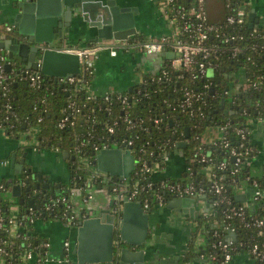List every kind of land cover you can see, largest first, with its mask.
Here are the masks:
<instances>
[{
	"label": "trees",
	"instance_id": "obj_1",
	"mask_svg": "<svg viewBox=\"0 0 264 264\" xmlns=\"http://www.w3.org/2000/svg\"><path fill=\"white\" fill-rule=\"evenodd\" d=\"M192 0H176L175 6L179 4L188 5ZM241 0H232L231 5L237 7L240 5ZM230 10L228 9L227 13ZM171 18V14L167 17ZM246 31L237 29L239 33L245 35V39L240 42L241 46L246 48L241 49L235 56L230 55V47L238 41H231L228 43H222L220 37L210 36L208 41L212 44H217L219 50L214 57L217 67L212 72L210 77H202L192 79L190 74L184 70L176 71L170 67V60L161 56L162 69H165L168 73L166 78L157 81L156 78L161 75V70L156 74L147 78L143 84H141L135 91L131 92H107L103 95H92L87 98L90 83L93 74L90 73L91 68L82 67L80 74L77 77H81L86 83L78 82L73 85L65 86L64 90H59L58 85L50 81L42 75V81L38 86H30L26 82L20 79L19 69L22 68L20 62L15 58H10L16 62L14 69L6 70L7 74V86L8 97L12 109L15 115L10 117L5 123L7 126L11 124V128H7L6 134L15 140L19 139V135L23 131H27L29 127L37 126L36 134V146H45L53 148L58 151L69 152L70 156H74L71 159L70 156L66 158L68 161L70 182L68 187L78 182L81 183L85 178L83 174L84 166L78 165L77 153H80L85 159L93 158V144L99 145L103 142L111 143L122 138L135 137L134 145H142L145 141L146 149L152 152V157L149 158L150 164L159 162V159L164 154L162 145L166 140L175 141L181 139L186 141V146L179 149L176 153L171 152V157L174 155H180L184 162V169L180 176L165 177L160 180L163 181H188L189 179H195L189 177V172L186 167H189L192 171H197L200 168L199 163H189V159L194 157L195 151L202 149L203 151L210 150L212 157L217 162L226 158L228 161L229 169L233 166V158L229 156L227 149L222 147L213 146L209 144L200 143V137L210 128H216L218 126L225 125V129L222 131L226 139L229 141V145L235 147L239 151L240 138L236 134V130L243 128L248 132V140L250 141V127L253 119L264 116V58L263 55L258 54L257 50L250 47L252 43H260L261 40L255 36H248V26L245 27ZM225 33H233V28H226ZM134 39H144L141 35L132 36ZM250 58V59H248ZM244 68V74L252 80L262 81L256 88H250L247 91H226L229 83H234L235 76L233 74L238 73ZM242 71V70H241ZM231 76V77H230ZM153 77V78H152ZM210 82L213 92L202 91L205 94L204 103H196L190 109L180 111L179 109L172 110L173 106L183 99L184 87H190L193 90H199L204 82ZM2 90L0 87V120L7 114L4 109V97L1 95ZM120 96H126L127 101L121 103L118 98ZM71 98L74 100L75 106L79 108L77 113L75 124L73 126H67L64 129L57 127L58 120L70 113L65 106V100ZM130 99V100H129ZM221 99H223V105L221 107ZM129 116L136 121L133 128H127L126 123L123 121L124 116ZM158 119L157 123H154V119ZM40 119V121H39ZM142 121L141 127L137 125L138 120ZM114 122V134L107 133V127ZM188 127L189 137L185 139L184 128ZM84 140L87 142L84 146L79 147V141ZM79 147L80 152L77 148ZM75 147H77L75 149ZM241 150V149H240ZM251 155H243L247 157L246 161L240 171L235 175V180L240 184H244V178L249 176L251 179H256L259 183L261 190L264 193V164L255 168L252 166L253 159H250ZM170 157V158H171ZM250 159V160H249ZM249 160V161H248ZM250 162V163H249ZM167 165L160 164L162 169ZM23 178V174H21ZM29 183L32 188L35 187L31 181V175L28 174ZM77 176V177H76ZM151 179L153 181L154 178ZM7 187L10 183L7 180L0 181ZM244 186V185H242ZM25 187H22V196L24 199H28L33 195L31 192H26ZM37 189H41L40 187ZM67 187L55 192L53 186L48 189H44L43 195H37L40 200V207L44 206V197L49 195H65L67 194ZM151 192V191H150ZM71 193V192H70ZM232 199L239 202L236 196L232 194V187L229 186V193ZM145 193L139 194L140 198ZM165 201L173 199L172 196L164 194ZM210 197V195H208ZM15 200V198H14ZM18 207L17 219L20 220L21 226L18 229L20 234L17 237L11 236L4 232L0 228V239L6 240L5 245L6 254L0 256V261L4 264H22L21 255L26 248L27 243L32 246L34 243L46 241L40 239L38 233L35 230V221L38 219H55L60 220V216L63 212H67L64 204L58 205L53 208L51 212L40 211L39 208H34L37 213V217L32 223L29 222V210L28 206L20 205L14 201ZM150 208H154V203L150 202ZM11 204L13 202L9 197V190L2 191L0 189V214L4 216L3 227L8 226V217L11 215ZM246 217H261L264 219V194L262 199L258 201H246ZM222 208L213 207L208 215H196L194 220L196 225L194 231L189 240L186 241L184 250L179 256L178 264H187L194 260L196 257L215 255L216 260L214 264H218L221 260V251L218 248H212L211 243L215 238L213 233L223 232L221 228L222 223ZM249 218H246L248 220ZM230 226L235 229L237 243H243L237 249L232 251L233 255L238 253H246L254 243H261L260 250L264 254V235H258V229L249 226L246 227L244 222L239 219H233L229 221ZM204 229L201 231V226ZM226 232L224 231V234ZM201 235L202 243L199 244L198 240ZM223 234V236H224ZM222 236V237H223ZM25 237V238H24ZM114 238H118V231H114ZM48 250L36 248L35 252L39 257L47 255ZM249 256V255H248ZM250 258L254 261L253 257ZM117 258L115 257V261ZM256 264H264V259L261 261L256 260Z\"/></svg>",
	"mask_w": 264,
	"mask_h": 264
},
{
	"label": "built area",
	"instance_id": "obj_2",
	"mask_svg": "<svg viewBox=\"0 0 264 264\" xmlns=\"http://www.w3.org/2000/svg\"><path fill=\"white\" fill-rule=\"evenodd\" d=\"M168 2L171 14V18H166L170 26V32L168 34H162L159 36H154L146 39H134L132 37L126 40H103L97 43L90 44L84 47H58L57 49L61 51H66L69 53H75L78 55L80 62V72L83 66L85 68H91L90 73H93V60L95 56L101 52L106 51L110 56H116L119 52H127L130 50L142 52L146 55H161L164 52L173 53L170 60V67L176 71L184 70L189 73L192 79L210 77L212 72L217 67V63L214 59L216 52L219 50L217 44H212L208 41L210 36L220 37L222 43H228L231 41H238V43L232 44L230 47V55L235 56L241 49L248 46H241L240 42L246 37L244 34L239 33L237 29L246 31V26L249 30L247 35L255 36L261 40L260 43H252L250 47L258 51V54L263 55L264 58V0H241L240 5L233 7L231 5L232 0H224L225 2V11L226 15L224 20L221 23L214 24L210 23L207 18L205 0H192L188 5L179 4L175 6L174 3L176 0H166ZM228 9L230 10L227 13ZM250 12H255V18L252 22V25L249 26L248 15ZM162 13V12H161ZM163 15V14H162ZM167 15V16H168ZM226 28H233V33H225ZM12 30L10 24L3 25L0 23V35L3 33H9ZM250 59V58H248ZM5 65H9L10 69H14L16 62L11 60L7 56V51L0 50V87L2 90L1 95L4 97V109L6 115L0 120V129L5 130L11 128L12 125L8 123L10 117L15 115L14 110L11 107L9 102V97L7 94V74L4 73ZM163 65V64H162ZM161 65V67H162ZM161 67L159 70H161ZM242 70V71H241ZM241 70L238 73L232 75L235 76L234 83H229L226 91H247L250 88H256L262 81L252 80L244 74V68L241 67ZM20 79L29 84L30 86H38L42 81V73L34 70H30L22 66L19 69ZM210 72V73H208ZM167 71L165 69L161 70V75H159L156 80L160 81L167 76ZM80 74V73H79ZM77 75L64 76L57 79L56 85L61 84L63 87L61 90L65 89L67 85H73L78 82L86 83L81 77ZM156 74V73H155ZM231 77V76H230ZM153 78V77H152ZM151 79V77H150ZM211 88V83L206 81L204 82L199 90H193L190 87H184L183 99L178 103V105L173 106L172 110L179 109L180 111L190 109L194 104L200 102H205V94L202 91H209ZM87 98H90L93 94L91 91H87ZM112 92V91H110ZM118 98L121 100V103L127 101L126 96L118 95ZM130 100V99H129ZM65 106L70 113L62 116L58 122L57 127L59 129H64L67 126H73L75 124V119L79 108L75 106L74 100L67 98L65 100ZM264 109V104H263ZM40 121V119H39ZM123 121L126 123L127 128H133L136 121L129 116H124ZM159 120L156 118L153 120L154 123H157ZM141 119L138 120L137 125L141 127ZM114 122L112 125L107 127L108 134H114ZM225 125L216 127V132L220 135L212 138L210 141L205 143L203 141V136H201L200 143L209 144L213 146H220L223 149H227L229 156L233 158V166L229 169L228 161L226 158L216 161L212 157V152L210 150L203 151L199 149L195 151L194 157L189 159V163H199L200 168L197 171L190 170L189 167L187 171L189 172V177L195 179H189L188 181H163L157 180L153 181L151 175L154 171L161 169L162 166L170 160L171 152L176 150V145L181 139H176L175 141L166 140L162 149L164 154L159 159V162L150 164L149 158L152 157V152L146 149V144L148 141H145L142 145H134L135 137L122 138L117 141H112L111 143L103 142L99 145L93 144V152L97 153L102 149L108 148H121L128 149L133 155L134 159V168L129 178L122 181L117 180L115 177L109 176L107 173L101 171H90V174L78 184V189H86L87 181H91L96 185H101L102 189L109 188L112 193L114 200V207L111 210L115 215H119V207L123 203V200L126 198L129 201H138L141 203V206L145 211L150 210V202L154 203L155 206H161L167 204L169 201H165L164 194H168L174 198L176 197H190L197 200H203L202 209L199 210L197 215L203 214L208 215L213 207L222 208V223L221 228L223 232L214 231L213 237L215 238L214 242L211 243L212 248H218L221 251V260L218 264H230L232 257L234 256L232 251L237 249L243 243H237V237L235 239L230 236L231 232L235 233V229L230 226L229 221L233 219H239L244 222L246 227L253 226L258 229V235H264V219L261 217H246V201H258L262 199L263 191L260 188L259 183L256 179H251L249 176L244 178L245 183L240 184L235 180V175L240 171L242 165L247 162V157L243 158V155H250V159L255 158L256 149L252 143L248 140V132L239 128L236 130V134L240 138L239 151L229 145V141L226 139L222 131L225 129ZM184 140V139H183ZM84 140L79 141V147H82L86 144ZM78 147V146H77ZM75 147V149L77 148ZM79 147L77 148L80 152ZM246 158V159H245ZM249 159V160H250ZM78 165L83 166L85 161L89 164H93L94 155L92 159H85L80 153H77ZM248 160V161H249ZM250 163V162H249ZM162 164V166H160ZM24 176L17 183H20L21 188L27 186L26 179H28V174L26 170L22 173ZM16 181V180H15ZM14 184V180H13ZM16 184V183H15ZM244 185V186H242ZM229 186L232 187V194L236 197L241 194L243 190H249V194L245 197L244 200H237L236 202L232 199L229 193ZM0 189L6 191L7 189L11 190V184L9 187L0 182ZM151 191V192H150ZM144 192L145 195L140 198L139 194ZM39 189L33 188L31 194L38 195ZM74 193L65 195H52L47 197L46 202H44L43 207H39L40 211L51 212L54 207L64 204L66 206L67 212H63L60 216V220L68 225H73L75 223L74 207L70 198ZM77 195V194H74ZM210 195V197H208ZM34 196V195H33ZM32 196V197H33ZM92 199L91 194H83L81 196V202L83 204H88ZM152 205V204H151ZM30 218L29 222L32 223L37 217V213L33 208L28 207ZM90 212V211H89ZM120 220V216H117ZM246 218H249L246 220ZM194 220V219H193ZM4 222V216L0 214V228L4 232L10 234L11 236L17 237L20 234L18 229L21 226V221L17 219V216L14 217L12 214L8 217V226L3 227L2 223ZM14 226L16 231L14 234L11 233V227ZM224 231L226 232L224 234ZM224 234V236H223ZM236 234V233H235ZM223 236V237H222ZM25 238V237H24ZM6 240L0 239V256L5 255ZM199 243V240H198ZM261 243H254L248 250V255L253 257L254 264L256 260L261 261L264 259V254L260 250ZM69 243L64 241L63 250L65 257H67ZM36 248L48 250L50 248V243L48 241L40 242L39 244L34 243L32 246L30 243H27L26 248L24 249L23 254L21 255L23 261L35 260L37 262L49 260L48 255L39 257L35 252ZM203 259L204 264H214L216 260L215 255L200 256ZM69 264V260H65ZM0 264H4L0 261Z\"/></svg>",
	"mask_w": 264,
	"mask_h": 264
},
{
	"label": "water",
	"instance_id": "obj_3",
	"mask_svg": "<svg viewBox=\"0 0 264 264\" xmlns=\"http://www.w3.org/2000/svg\"><path fill=\"white\" fill-rule=\"evenodd\" d=\"M205 0V8L210 23H221L226 15L224 0ZM4 13L10 20L12 30L0 35V50L7 51L9 58L15 57L27 69L39 71L54 84L64 76L80 73L78 55L57 49L69 44L71 38L85 40L88 44L103 40H126L137 33L135 27L134 7L121 6L116 0H3ZM255 18V12L248 15L249 26ZM161 56L172 58L173 53L164 52ZM9 70V65H5ZM58 85V89H62ZM131 92V91H128ZM210 93L213 89L210 88ZM221 107L223 99H221ZM185 139L189 137L188 127L184 128ZM186 146V141H179L175 152ZM65 158L69 157L67 150L63 151ZM93 165L97 171L107 173L117 180L130 177L134 168V159L131 152L121 148L102 149L94 153ZM74 159V156H70ZM15 164V156L11 158V165L16 174H22L23 160ZM26 174H34L26 169ZM77 177V176H76ZM36 188H51L52 184L42 183L41 174H37ZM11 194L17 198L20 205L30 208L35 206V198L24 199L20 183L13 184L9 179ZM26 192L32 191L29 179H26ZM86 189H78V182L69 186L67 191L72 194L75 223L65 227L71 229L67 254L69 264H177L179 256L174 260L161 257L156 244L159 242L149 228V212L145 211L138 201H129L126 198L119 207L118 214L111 210L114 200L110 189H102L87 181ZM91 194L88 204L81 202L83 194ZM44 201L47 196H43ZM244 200L243 195L236 197ZM197 200L190 197H176L167 203L168 208H182L194 219V210ZM90 211V212H89ZM117 216H120V220ZM118 231V238H114V231ZM235 239L236 234L230 233ZM65 255V254H64ZM115 257L117 260L115 261ZM194 260H197L196 258ZM68 264V263H67Z\"/></svg>",
	"mask_w": 264,
	"mask_h": 264
},
{
	"label": "crops",
	"instance_id": "obj_4",
	"mask_svg": "<svg viewBox=\"0 0 264 264\" xmlns=\"http://www.w3.org/2000/svg\"><path fill=\"white\" fill-rule=\"evenodd\" d=\"M116 1L121 6H130L136 9L135 27L137 35H141L146 39L170 32L167 19L157 6L156 2L158 0ZM0 23L3 25L10 23L4 13L3 0H0ZM88 45L90 44L85 40L74 36L69 44H64L63 46L76 48ZM59 47H62V45ZM161 58V55H146L133 50L119 52L113 57L106 51H101L95 56L92 63L93 77L89 91L93 95H103L110 91H135L147 78L149 79L150 76L159 71L162 65ZM219 135L216 130L208 129L203 134V141L207 143ZM250 141L256 149V156L253 158L252 166L258 168L264 164V116L252 120ZM36 145V143L23 145L19 140L10 138L6 131L0 129V181H8L12 178L15 184L20 180L15 173V167L11 165V158L15 156V164L19 165L20 161L23 160V168L25 170L29 169L34 174V177H31L33 184L38 183L37 174H41L40 184L51 183L56 193L60 192V190L63 191L65 187L68 188L70 172L68 161L63 156V153L53 148L38 147ZM183 169L184 162L181 156L179 154L174 155L164 169L161 168L152 173V178L160 180L165 177L180 176ZM40 188V193L38 194L42 193L41 195H43L45 188ZM47 189L50 190V188ZM249 192L246 189L240 195L247 197ZM33 195L35 198L34 205L37 207L40 205V200L36 194ZM9 197L15 198L17 202V198L11 194V190L9 191ZM197 203L193 214L194 217L200 210ZM12 211L11 213L16 217L18 215V207L13 208ZM148 212L149 228L159 241L156 246L163 253L161 257L174 260L175 256H180L186 241L190 239L195 227L194 221L190 218L189 212L183 211L182 208H168L167 204L155 206ZM34 226L40 239L50 243V248L47 251L49 260L40 262L27 260L22 264H67L65 260H69V256L65 257L64 255L63 243L70 237L71 229L65 227L64 222L52 218L38 219L35 221ZM196 259L187 264H204L201 257H196ZM167 264H170V262ZM230 264H254V262L246 253H238L232 257Z\"/></svg>",
	"mask_w": 264,
	"mask_h": 264
},
{
	"label": "rangeland",
	"instance_id": "obj_5",
	"mask_svg": "<svg viewBox=\"0 0 264 264\" xmlns=\"http://www.w3.org/2000/svg\"><path fill=\"white\" fill-rule=\"evenodd\" d=\"M210 1V0H209ZM209 1H208V7H209ZM211 2V6L213 5V2ZM157 6L159 7L160 11L162 12L163 16L166 18L169 11H170V8H169V5H168V2L166 0H158L157 2ZM215 6L213 5V8ZM210 73V72H208ZM212 130H216L215 127L214 128H210ZM36 134H37V126H32V127H29L28 130L26 131H23L20 133L19 135V141L23 144V145H32L33 143H36ZM84 166V169H83V174H85V176H88L90 174V171H96V166L93 165V164H89L87 161H85V163L83 164ZM17 178L18 179H21L22 176L20 174H17ZM10 200L13 202V204H11V211L13 210V208L17 207V204L14 203V198H10ZM204 201L203 200H199L198 201V206L201 210V207L203 205ZM13 212V211H12ZM12 216L13 213H11ZM194 224L196 225L195 221H194ZM204 229V226L202 225L201 226V231ZM16 228L14 226L11 227V233L14 234ZM198 236H200L199 238V244L202 243V237L201 235L199 234Z\"/></svg>",
	"mask_w": 264,
	"mask_h": 264
}]
</instances>
